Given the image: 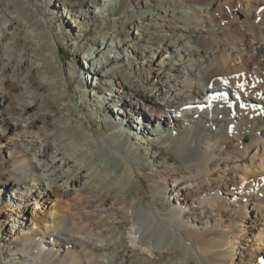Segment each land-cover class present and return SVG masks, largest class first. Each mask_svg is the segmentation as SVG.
Wrapping results in <instances>:
<instances>
[{"label":"bare ground","instance_id":"obj_1","mask_svg":"<svg viewBox=\"0 0 264 264\" xmlns=\"http://www.w3.org/2000/svg\"><path fill=\"white\" fill-rule=\"evenodd\" d=\"M48 1L57 12L67 6L78 32L88 18L100 20L75 50L94 86L86 108L102 112L106 131L138 122L137 108L143 120L172 123L124 148L93 133L72 113L81 111L79 81L64 82L62 69L60 78L50 74L55 55H44V33L18 22L0 27V264H264V184L244 185L264 178V0H135L130 25L126 10L107 14L120 0L26 2ZM44 87L55 89L50 98L64 114L38 111ZM221 104L228 112L218 127L237 140L235 155H223L217 136L202 140L206 130L194 124L197 115L215 123ZM57 119L63 125L49 133ZM156 137L179 167L160 160ZM135 149L149 154L143 164L155 179L146 204ZM13 203L25 204L7 220L1 206ZM245 238L253 250H240Z\"/></svg>","mask_w":264,"mask_h":264},{"label":"rangeland","instance_id":"obj_2","mask_svg":"<svg viewBox=\"0 0 264 264\" xmlns=\"http://www.w3.org/2000/svg\"><path fill=\"white\" fill-rule=\"evenodd\" d=\"M26 1L27 0H0V17H1L0 27L5 25L6 23L17 24L16 22H18V25L23 24V26H25L27 30L31 28H35L36 30L42 31L44 33V45L42 44L41 49L44 52V55H46V57H47V54L49 55L51 53L55 55V62H51V64L52 63L54 64L50 65V69H52V71L50 70V74L53 72L54 73L56 72L54 76L55 78H57L60 76L59 75L61 72L60 70L62 69V72L64 74H61L63 76L62 77L60 76V77L64 82H66V80L69 79L68 77H70L72 78V80L76 81V84L79 81L80 85L82 86L81 91H82L83 96L80 99L82 101V104H81L82 106L79 107L81 111L80 113H79V110H77V112L75 111L72 112L74 113L73 115L76 120H79L80 122H82L83 125L89 127L93 133L106 137L107 139L110 138L111 141L112 140L116 141V143H118L121 147L126 146L127 144L130 145L131 143H132L131 145H133V143H135L134 141H137V139L135 138L137 136L141 135V137L143 138L149 137V135L151 136V134H149L152 132L151 127L156 129L158 131L157 133H160L163 125H165V127L167 125L168 126L171 125L170 123L172 122L169 123L171 119L168 118V116L161 115V117L159 118L156 117L155 122H152V120L150 122L143 120L145 119V114H147V112L144 113L142 108H137L135 109L136 111L134 114L139 117L138 122H136L138 124L125 123V125L128 127L126 129H122L121 127H118V126L114 128L113 126L110 128V129H113L111 130V132L106 131V129L103 128L104 124L101 121V119H103L101 117L102 112L99 113L98 111H96L95 108H92L90 106L86 108L87 107L86 103H89V100H88L89 92L92 89V87L94 88V86L91 84V80L89 78L87 80L85 79L84 74H85V71L87 70V67L85 63H83L80 60L81 58L80 56L77 55V52L75 50L76 43H78L79 40L92 37L95 34V30L97 29L96 25L100 23V20L97 17H95L92 20L88 18V21L82 25L81 31L78 32L77 28L73 29L69 27L70 25L67 22V19L65 18V15L67 13V9H66L67 6H64V7L61 6L60 12H57L51 8V4L49 1L44 2V4H35V6L29 5ZM134 1L135 0H120L119 2H114L112 5H110L109 3L108 7L110 8V11H108L107 14L110 16H114L119 13L121 14L123 10H126L127 13L125 12L122 13V14H125L126 17L124 18L122 17V18L123 19L128 18L129 21L127 22V24L129 23L128 25H130V22H132L133 18L131 17L129 13V8L131 6V3H133ZM89 3L90 5L92 4L91 2ZM148 3H151V1L148 0ZM205 4L204 6H206ZM163 7H165V5ZM163 7H160L159 5V7L157 8L162 9ZM11 14H14V15L17 14L16 18H14ZM118 30L121 31L119 32L120 35L124 34L122 29H118ZM22 35H25V34H22ZM219 37L224 38L225 36L223 33H219ZM203 38L205 39V36L201 33L194 36L196 43H199V44L204 43ZM160 40L161 39H158L156 40V42L160 43L161 42ZM46 61L49 62L48 59H46ZM35 88L36 90H38L37 85H35ZM56 89H59V87H57ZM101 89L108 90L109 87L104 85V86H101ZM145 89L146 90L149 89V86L146 85ZM53 91H55L54 88L51 89V92H52L51 93L47 87H44V97L47 102H44L43 109H41V111L40 110L38 111L43 114L44 113H54V112H57L59 114H64V109L60 108L61 105L59 104L58 100L57 99L54 100L50 98L49 92L53 94ZM16 92H17V89L14 90V93ZM217 107H218L217 110L222 114L217 115V121L215 123H210V122L207 123L206 119H203L197 115L194 119V124L199 125V123L202 122L201 128L206 130V134L204 137H202V140H205L207 137L217 136L219 143H221L222 145V148L226 150V152L223 155H229V153L230 155H235L236 148L238 147L235 145L237 144V140L234 137L232 138L226 135L223 131H220L218 127V125L221 124V121L227 117L228 111L225 108L227 107V105L221 104V105H218ZM36 114L37 112L35 113V116ZM134 114H132L130 117L135 116ZM202 115L206 118V117H210L212 114L204 113ZM47 116L49 117V115ZM244 118L253 122V119L250 118V116L247 114L244 116ZM57 120H58L57 122L58 125L56 126L57 129L55 126H51V125L45 126V129L48 130L49 133L58 131L59 130L58 126L63 125L62 123L60 124L59 119ZM104 120L106 121L107 124L108 123L110 124L111 122H114V123L116 122V120L108 113ZM46 122H48V120ZM96 131H99L98 132L99 134ZM74 134L77 135L78 133L74 131ZM248 139H249L248 135L243 136V141H248ZM44 140H49V138H47L45 134H44ZM160 141L161 140H159V137H156L155 140L151 141V143L153 144L152 149L158 152V157L160 158V160L165 159L166 161H168L167 163H170L168 165L166 164V166L179 167L178 165H181L182 163L179 160L177 154L172 149H170L168 146L164 145ZM134 152H136L138 159H140V162L142 161V163H140L138 167L142 170V172L145 175L144 178L140 179L141 180L140 187L141 189L144 190L145 195H144V199L140 201L146 204V202L150 199L146 186L150 185L155 179L149 177V174L152 173L151 167L150 166L147 167L143 164L144 161L146 162L150 159L149 154L147 152H144L141 149H138L137 151L135 149ZM114 168L118 172L120 171V167H114ZM177 176L180 177L182 176V174H178ZM250 181H251V185L254 186L253 188L255 189H258L259 186L264 184V178L260 176H256V177L251 178L250 180H244V185H248ZM171 184H172L171 179H169L168 183H166V189L169 188ZM222 190H224V188H222ZM34 200L35 199H31L29 202H27V204H36L37 201L39 202V200L37 201H34ZM160 201L158 202V205L160 206V208L162 207L161 212H163V209H165L166 206L165 204H163L162 201L161 202ZM41 202H44V199L41 200ZM24 204L25 203H18V204L13 203V204H10L9 206L8 205L1 206V212L5 213L4 215L7 220H11L13 219V217L9 213H12L13 209L21 208ZM248 205L252 206L251 203H249ZM151 206H154V205L151 204ZM248 211H249V208H248ZM40 216L44 218V214L43 215L41 214ZM199 217H201L203 220H206L207 218H209V216L205 214H202ZM25 220L29 221V216ZM246 239L247 238H245V240H242V246L244 248L240 250L241 251H246L247 249L253 250L254 247L250 246L252 242L251 241L246 242ZM240 250L238 249L237 251L239 252ZM236 256H240V255L232 254L231 259L235 258ZM226 262H231V260H228ZM233 262H235V260Z\"/></svg>","mask_w":264,"mask_h":264}]
</instances>
